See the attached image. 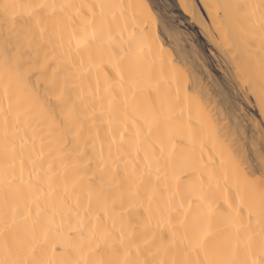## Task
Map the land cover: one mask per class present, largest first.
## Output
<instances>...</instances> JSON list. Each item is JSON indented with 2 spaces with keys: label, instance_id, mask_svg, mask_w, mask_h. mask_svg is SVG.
<instances>
[{
  "label": "snow or ice",
  "instance_id": "1",
  "mask_svg": "<svg viewBox=\"0 0 264 264\" xmlns=\"http://www.w3.org/2000/svg\"><path fill=\"white\" fill-rule=\"evenodd\" d=\"M0 264H264V0H0Z\"/></svg>",
  "mask_w": 264,
  "mask_h": 264
},
{
  "label": "rangeland",
  "instance_id": "2",
  "mask_svg": "<svg viewBox=\"0 0 264 264\" xmlns=\"http://www.w3.org/2000/svg\"><path fill=\"white\" fill-rule=\"evenodd\" d=\"M175 15L176 18L179 20L181 27L186 33H191V35L193 36H196L197 33H200L202 35L200 24L198 21L193 22V19L183 13L182 10H177Z\"/></svg>",
  "mask_w": 264,
  "mask_h": 264
},
{
  "label": "bare ground",
  "instance_id": "3",
  "mask_svg": "<svg viewBox=\"0 0 264 264\" xmlns=\"http://www.w3.org/2000/svg\"><path fill=\"white\" fill-rule=\"evenodd\" d=\"M201 19H203V18L201 17Z\"/></svg>",
  "mask_w": 264,
  "mask_h": 264
}]
</instances>
